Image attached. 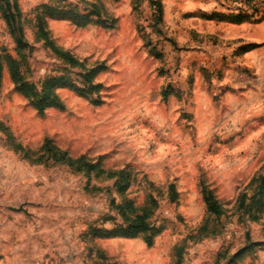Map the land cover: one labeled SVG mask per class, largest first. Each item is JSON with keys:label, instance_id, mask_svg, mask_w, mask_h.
I'll return each mask as SVG.
<instances>
[{"label": "rangeland", "instance_id": "1", "mask_svg": "<svg viewBox=\"0 0 264 264\" xmlns=\"http://www.w3.org/2000/svg\"><path fill=\"white\" fill-rule=\"evenodd\" d=\"M0 60V264H264V0H0Z\"/></svg>", "mask_w": 264, "mask_h": 264}, {"label": "trees", "instance_id": "2", "mask_svg": "<svg viewBox=\"0 0 264 264\" xmlns=\"http://www.w3.org/2000/svg\"><path fill=\"white\" fill-rule=\"evenodd\" d=\"M49 10L52 11V13L55 15L68 16L71 14L70 17H72L73 20H82V19L86 20L87 18V15L76 14L74 12H71L70 10H63V9H59L56 7L50 8ZM4 16L6 17V20L11 24V26L14 27L15 26V16H14V13H12L8 5H7V13ZM87 22L88 21L82 24H86ZM41 28H42L43 37L45 39H48V42L51 44L48 38V32L45 30L43 23H41ZM15 31L21 34V29L19 27H18V30H15ZM52 47L54 51L60 56L64 57L70 65H80L84 68V65L78 59L70 55L68 52L60 51L54 46ZM4 66H5L4 63L0 60V85H1L2 74L5 68ZM98 70L99 68L91 69V70H88V72L85 74L86 82L90 84L91 88H92L91 81H92L93 75ZM9 72L12 76V79L15 81V83L18 85V87L21 90H24L28 94V96L32 98L33 100L37 99L36 104L38 105V110L40 112H42L43 108L45 107V104H43V102L46 101L50 97V95L54 97L55 94L52 90L58 86L67 84L66 79H64L63 77L51 78L47 81L44 89H42L40 92H35L33 86H28L26 83L23 82V78L21 77L19 66L16 61L11 60V64L9 66ZM26 87H28L27 91L25 90ZM44 148L46 149V151L49 152L51 157L54 158L55 160L57 161L63 160V161H66L67 163L69 162L72 166L74 165L75 163L74 159L67 157L66 153H63L51 147L50 141L45 142ZM81 166L84 167L85 170H87L86 171L87 173L95 169V165L87 163L85 161L81 164ZM78 169L80 170L82 168H78ZM206 204L208 207V211L215 213V214L219 213L218 206L210 202L208 197H206ZM131 208H133L131 203L127 204L126 206L118 205V209L120 213L126 220V226L124 225L118 226L117 228L108 231L107 235L113 236V237H135L140 233L151 231L152 228L150 226V223L147 221L148 213L144 211L142 215H137L131 218L129 214V212H131ZM148 242H151V237H148Z\"/></svg>", "mask_w": 264, "mask_h": 264}]
</instances>
